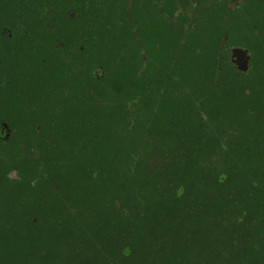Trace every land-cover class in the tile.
Returning a JSON list of instances; mask_svg holds the SVG:
<instances>
[{"label":"trees","instance_id":"trees-1","mask_svg":"<svg viewBox=\"0 0 264 264\" xmlns=\"http://www.w3.org/2000/svg\"><path fill=\"white\" fill-rule=\"evenodd\" d=\"M169 1L143 37L138 9L97 8L90 70L0 60V264H264V0Z\"/></svg>","mask_w":264,"mask_h":264},{"label":"flooded vegetation","instance_id":"flooded-vegetation-1","mask_svg":"<svg viewBox=\"0 0 264 264\" xmlns=\"http://www.w3.org/2000/svg\"><path fill=\"white\" fill-rule=\"evenodd\" d=\"M137 3H136V2ZM191 0H187L188 9L191 8ZM154 3L158 7H162L169 0H0V49L3 51L0 60H8V73L11 71V81L21 79L27 71L38 69L46 66L49 60H55L57 66L62 71H70L74 74L81 70H90L94 68V60L98 57L106 56V48L108 43L100 39L99 29L106 27V21L103 18L97 19L96 9L101 6H115L116 9L126 10L129 12L133 8L138 9L139 19L137 23V32L143 35L142 23L140 17L145 9L144 5ZM196 4H193L195 6ZM233 5V4H232ZM106 6V7H107ZM105 7V8H106ZM234 6H231L233 8ZM185 9V7H183ZM140 14V15H139ZM130 16V15H129ZM100 17V16H99ZM103 22H105L103 24ZM101 23V24H100ZM156 24L154 20L152 22ZM141 27V28H140ZM98 28V29H97ZM141 31V32H140ZM234 50H241L243 53H236V59H233L237 67H249L250 56L248 51L242 48H232V55H235ZM238 52V51H237ZM3 55L5 60L3 59ZM8 56V57H7ZM7 58V59H6ZM240 58V59H238ZM23 59L24 62H23ZM84 62V64L80 63ZM239 66L237 65V62ZM82 65V66H81ZM85 65V66H83ZM7 69L1 74L6 75ZM30 72L28 74H32ZM95 74V71H94ZM8 75V74H7ZM25 84L16 88L11 85L17 98H21V102L27 105L33 104L27 98H24V92L27 91ZM37 87V86H35ZM40 87V86H38ZM13 90V91H14ZM23 94L21 95V92ZM14 95V96H15ZM13 96V98H14ZM11 103V102H10ZM21 104V103H20ZM9 119H20L19 116L10 114ZM15 132L9 128L8 124H2L0 131V141L8 144L11 150L10 138L14 137ZM14 142V141H13ZM15 149V148H14ZM14 149L11 150L12 154ZM8 153L6 157L10 156ZM11 160L14 157L11 155ZM11 162V161H10ZM20 173L14 168L8 173V176L15 181L20 180ZM36 184V182L34 183ZM35 200H40L42 206L51 204L50 197L36 196ZM45 199V200H44ZM48 213L52 210L44 208ZM12 241L16 242L12 234ZM6 247L8 251H14V246ZM51 245V244H50ZM21 250H27V243L18 245ZM23 246V247H22ZM26 246V247H25ZM44 255H49L50 258L41 256V264H67V260L57 258V253L54 250L45 251ZM52 257V258H51ZM60 257V256H59Z\"/></svg>","mask_w":264,"mask_h":264},{"label":"water","instance_id":"water-1","mask_svg":"<svg viewBox=\"0 0 264 264\" xmlns=\"http://www.w3.org/2000/svg\"><path fill=\"white\" fill-rule=\"evenodd\" d=\"M234 51H235V56H236V53H241V54L243 53L241 50H234Z\"/></svg>","mask_w":264,"mask_h":264},{"label":"rangeland","instance_id":"rangeland-1","mask_svg":"<svg viewBox=\"0 0 264 264\" xmlns=\"http://www.w3.org/2000/svg\"><path fill=\"white\" fill-rule=\"evenodd\" d=\"M143 37V36H142Z\"/></svg>","mask_w":264,"mask_h":264}]
</instances>
